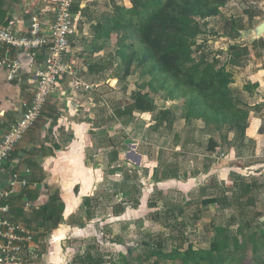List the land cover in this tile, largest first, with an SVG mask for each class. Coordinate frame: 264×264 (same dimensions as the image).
<instances>
[{
  "label": "crops",
  "instance_id": "0c3cea01",
  "mask_svg": "<svg viewBox=\"0 0 264 264\" xmlns=\"http://www.w3.org/2000/svg\"><path fill=\"white\" fill-rule=\"evenodd\" d=\"M103 1H108L103 3L108 8L99 12V4ZM126 1L74 0L73 7L79 6L78 11H73L76 32L65 61L75 75H67L60 81L35 126L26 133L0 170V188L7 185L9 177L16 171L29 180L27 190L18 189L12 205V199L9 201L8 219L13 223L27 227L26 219H32L35 210L47 204L54 193L59 192L61 196L65 205L63 222L51 229L48 222L46 235L42 240L36 238L43 264H61V253L66 251L65 241L95 236L99 232L97 225L100 230L105 227L104 222L98 224L99 219H119L135 205L145 207L154 193L161 192L158 195L162 197L169 194L174 197L172 202L181 204L179 207L189 205L195 193L198 201L213 199L215 204L224 203L234 194L235 204L242 206L250 202L256 206L264 197L263 51L257 50L245 67L234 71V83L231 84L233 91L239 90L237 95L249 110L245 139L240 140L239 145L240 148L251 145L254 158L243 169L232 166L224 147L228 142L235 143L234 133L224 135V144L215 138L220 152H208L209 131L199 129L193 120L187 123L183 119L184 124L189 125L188 130L185 133L171 131L176 142L169 157L176 166L164 163L160 168L142 143L152 135L162 136L163 127L173 126L172 120H160L156 115L151 119L147 112L140 115L143 110L132 106V101L122 107L116 106L115 95L119 90V78L116 77L119 68L116 66L123 62V57L117 50L113 51L118 46L106 36V20L115 13L113 2L118 6L129 5ZM230 3L231 0L227 5ZM55 4L56 0H0V27L28 34L31 17L38 15L44 31L50 33L55 22ZM45 52L46 49L32 58L25 52L0 45V134L18 121L31 102L36 73L43 67ZM16 60L21 62L22 68L14 80H8V69L2 61ZM130 78L122 74L121 90L126 96L131 94L130 90H133L131 95L136 92ZM198 134L208 139L203 169L209 164L207 157L217 159V168L205 174L191 173L185 178L178 163L180 147H183L179 142L185 135L194 138ZM168 167L170 172L166 173L164 169ZM27 170L29 173L25 172ZM135 174L138 175L136 181L142 185L141 197L135 196V190L129 185ZM217 187L219 192L216 193ZM84 200H89V205H83ZM134 201L136 203L132 204ZM100 209L104 210L101 217ZM20 210L23 214L14 217V212ZM78 216L84 226L76 220ZM40 222H31L29 229Z\"/></svg>",
  "mask_w": 264,
  "mask_h": 264
},
{
  "label": "rangeland",
  "instance_id": "374dc122",
  "mask_svg": "<svg viewBox=\"0 0 264 264\" xmlns=\"http://www.w3.org/2000/svg\"><path fill=\"white\" fill-rule=\"evenodd\" d=\"M103 1L99 12H103L108 8ZM126 2L130 3L131 0ZM117 3V1H116ZM231 5H227L221 9V14L218 17L207 19L202 22L203 34L197 38V45L202 47L205 53L210 55L211 59H216L219 62V66H223L227 63V52L230 44H233L237 38V42L240 44H251L250 35L244 34V32L253 29L258 23L264 20V0H231ZM118 5L112 4V11L114 15ZM110 9V8H109ZM112 15V14H109ZM113 15V17H114ZM106 20L111 23L112 18ZM234 24L236 27L234 28ZM239 30L240 36L236 37V30ZM111 35V41H114L117 46L121 37L124 36L125 30L116 27ZM119 34H116V33ZM129 34V29H128ZM235 38V39H234ZM115 46V44H113ZM112 49V48H111ZM197 46L194 47V57L197 59L200 52L196 51ZM117 47L113 48L116 51ZM257 50L263 51L264 55V37L263 40L258 42L254 46H249L250 56L248 60L252 59V55ZM119 63V61L117 62ZM124 62L120 61V64L116 66L117 74L119 78L118 91L116 92V106L122 107L123 104H129L132 101V106L137 97L142 98V105L145 109L140 112V115L147 112L148 117H155L160 120H172L173 126L163 127L162 136L152 135L147 141H143L142 146L144 150L149 152L155 159V165L161 168L162 164L168 163L174 165L176 162L169 157L173 150V144L176 142L172 139L171 131L180 130L182 133L188 130L189 125L184 124L183 119L186 115L187 106L182 105V100L177 98V94L170 96L171 89L173 87L166 84L163 87L162 80L152 79L153 76L149 75V67L139 66V61H136L132 67L131 84L136 92L132 94L133 90H130L131 94L126 96L122 93L121 86H123L124 80L122 74L124 73ZM231 71L238 70L236 67H227ZM124 76V75H123ZM126 81V80H125ZM232 86V85H231ZM235 94H239V90L234 91ZM241 105L244 106V102L236 95ZM243 97L242 95H240ZM130 99L129 101L125 98ZM173 102H171V101ZM173 109V110H171ZM144 112V113H143ZM194 121L199 129H204L208 134L214 138L220 140L222 144L225 143L224 135H228V131H220L216 127L211 126L209 121H203L200 119H191L189 122ZM211 121V120H210ZM230 133V132H229ZM235 134V132H232ZM208 139H204L200 134L191 138L190 136L180 139V153L178 163H180V170L185 174V178L189 177V174H205L209 170L217 168V159L208 158V165L204 170L202 167V161L206 155V144ZM184 143V144H183ZM228 142L224 151L230 159V164L243 169L253 157L252 147L246 144L245 147L240 148V139H235V143L229 144ZM240 144V145H239ZM188 146V148L185 147ZM239 147V148H237ZM186 151V153L182 152ZM208 151V150H207ZM217 152H220L218 149ZM13 153V152H12ZM212 155V154H209ZM191 156V157H188ZM218 156V155H217ZM158 157V158H157ZM238 157V159H237ZM11 158V157H10ZM176 166V165H174ZM171 167V166H170ZM209 168V169H208ZM121 169V168H117ZM166 173L170 172L169 167L164 169ZM212 177V176H211ZM138 175H134L132 183L129 185L135 190V196L141 197L139 182H137ZM213 181V179L211 180ZM28 188V187H27ZM25 188L24 190H27ZM218 191V187L216 193ZM219 192V191H218ZM142 193V192H141ZM159 194L161 192H158ZM158 193L152 194L148 200L147 205L144 207H138L137 205L131 207L128 213L119 219H99L98 224L104 222V230H100L95 236L87 237L85 239L72 238L70 241H65L63 244L66 247V251L61 253V264H75L77 257L85 255L87 248L92 247V251L100 253L103 257V264H126L122 262L123 255L128 253L129 248L135 249V255L143 256L147 254L146 245H163L166 250H170L180 244L181 239L185 237L191 241L196 248H208L215 235V227L222 226L229 228L231 231L236 232L242 229L243 234L246 237V241H250V236L253 230L264 231V197L261 199V203L256 206L251 202L242 206L239 203L235 204L234 194H231L228 199H225L224 203H211L209 205L201 204L202 200H197V193L194 194V198L190 200L186 207H179L181 204L172 202L174 197L166 195H158ZM200 199V198H199ZM11 202V205L13 203ZM205 201V200H204ZM158 202H160L158 204ZM134 201L132 204H135ZM119 212V208L115 209ZM100 217L104 215V210L100 209ZM80 224L81 218H76ZM35 228L31 227L34 231L36 238L43 239V235H46L47 228L49 226L38 225L36 223ZM31 229V230H32ZM51 229V227H50ZM261 240L264 244V235L261 236ZM76 259V260H75ZM153 260L147 262V264H153ZM41 261V259H40ZM38 264L45 263L44 261ZM137 261V260H136ZM247 263H253L252 259H247ZM138 264V261L136 262ZM261 264H264V256Z\"/></svg>",
  "mask_w": 264,
  "mask_h": 264
},
{
  "label": "trees",
  "instance_id": "16d2710c",
  "mask_svg": "<svg viewBox=\"0 0 264 264\" xmlns=\"http://www.w3.org/2000/svg\"><path fill=\"white\" fill-rule=\"evenodd\" d=\"M229 0H131L129 5L116 8V14L108 23L107 38L111 40V31L116 27L125 30L124 36L118 42L117 48L124 62V77L132 74L136 61L139 66L149 67L148 73L152 79L162 80L173 85L170 96L177 94L182 105L187 106L184 119L209 121L211 126L220 131L235 132L236 138L243 141L248 128L249 110L241 105L231 88L234 83V71L227 67H245L249 56V46H254L263 38L251 44H240L235 39L227 52V63L219 66L216 59H211L202 47L197 45V38L203 34L202 22L218 17L221 9L227 6ZM79 6H74L76 12ZM234 28L236 25L234 24ZM129 29V34H128ZM116 34H119L118 32ZM240 32L236 30V37ZM197 46L199 57L193 55ZM142 98L137 97L134 106L145 109ZM211 120V121H210ZM219 147L218 141L211 136L208 141V152H214ZM59 192L54 193L47 204L39 207L33 213L32 219H26L29 227L31 222L41 225L50 223L56 228L63 222L64 203ZM83 205H89L84 200ZM215 202L208 199L202 202L209 205ZM117 212V211H116ZM23 214L20 210L14 212L18 218ZM90 220V219H88ZM46 222V223H45ZM81 223L80 226H84ZM264 231L253 230L250 241L239 229L236 232L229 228L215 227V235L208 248H196L185 237L176 247L166 250L163 245H146L147 254L134 257L135 249L129 248L123 255L122 262L126 264H147L152 259L153 264H261L264 256V244L261 236ZM87 248L85 255L77 257L75 264H103L100 253ZM75 259V260H76ZM252 259L253 263H247ZM137 260V261H136Z\"/></svg>",
  "mask_w": 264,
  "mask_h": 264
},
{
  "label": "built area",
  "instance_id": "2783aa9c",
  "mask_svg": "<svg viewBox=\"0 0 264 264\" xmlns=\"http://www.w3.org/2000/svg\"><path fill=\"white\" fill-rule=\"evenodd\" d=\"M73 5L74 0H56L53 10L55 22L50 33L44 31L38 15L31 17L28 34L0 27V45L25 52L32 58L46 49L43 67L36 73L31 102L18 121L0 134V170L26 133L35 126L60 81L67 75H75L65 61L71 38L76 32ZM2 64L8 69V80H14L22 68L18 60L2 61ZM25 172L29 173L28 170ZM28 185V178L16 171L9 177L7 185L0 188V264H38L41 259L34 231L8 219L9 201L18 189H25Z\"/></svg>",
  "mask_w": 264,
  "mask_h": 264
},
{
  "label": "water",
  "instance_id": "95a60500",
  "mask_svg": "<svg viewBox=\"0 0 264 264\" xmlns=\"http://www.w3.org/2000/svg\"><path fill=\"white\" fill-rule=\"evenodd\" d=\"M246 35H250V42L253 43L258 39L264 37V20L258 23L253 29L244 32Z\"/></svg>",
  "mask_w": 264,
  "mask_h": 264
}]
</instances>
